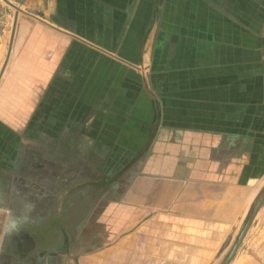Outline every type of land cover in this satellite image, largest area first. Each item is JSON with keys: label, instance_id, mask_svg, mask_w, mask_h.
I'll list each match as a JSON object with an SVG mask.
<instances>
[{"label": "crops", "instance_id": "1", "mask_svg": "<svg viewBox=\"0 0 264 264\" xmlns=\"http://www.w3.org/2000/svg\"><path fill=\"white\" fill-rule=\"evenodd\" d=\"M19 1L39 23L0 52V264H219L264 191V36L210 0ZM104 99L130 164L69 221L78 174L39 128L60 149ZM229 264H264V204Z\"/></svg>", "mask_w": 264, "mask_h": 264}, {"label": "rangeland", "instance_id": "2", "mask_svg": "<svg viewBox=\"0 0 264 264\" xmlns=\"http://www.w3.org/2000/svg\"><path fill=\"white\" fill-rule=\"evenodd\" d=\"M0 0V52L4 55L2 60L5 59L6 51L9 49V45L11 44V40L13 38V31L15 29L18 30L22 29L25 25L29 23L25 21H31V23H39V20L33 15H28V11L21 8L22 3L19 0ZM149 1V0H147ZM214 3L217 7L225 10L227 13L231 14L235 20L242 24L248 25L252 27L254 32L260 36H264V0H210ZM24 13V14H23ZM11 23V24H10ZM24 24V25H23ZM29 24V25H30ZM5 61H2L0 64V84L2 83V79L5 74L6 69ZM110 70L113 73L123 72L124 68L123 65L119 64L118 62H113L109 65ZM125 66V65H124ZM130 67V68H129ZM137 67V68H136ZM147 65H127L126 72H134L136 71L137 74L141 73L144 75V72L147 70ZM104 71H107L104 67ZM147 75V74H146ZM144 77V76H143ZM78 89H85V82L76 81ZM128 82V81H127ZM103 83V84H102ZM93 86L102 88H116L118 86L117 80L113 79L108 85H106L105 81H101V79H97L96 76L92 81ZM84 94V91H81ZM81 95L77 97V104L85 105L86 103V96ZM111 101V100H110ZM106 102L105 99L103 103H99V107H97L93 112H89L87 115H94V123L92 124L93 128L87 126L85 122L86 120V113L84 111L78 113V125L75 128H68L63 127L59 135H62V146L61 148H57L52 141L53 136V127H47L45 129L39 128V131L43 134L42 136H46V139L42 138V141H46L45 144L46 148L49 150H60L63 152L62 162L63 168L70 169L73 168L77 171V179L79 181L77 196L75 199L69 201V207H67V216L68 220H72L73 218L79 219V222L82 219H85L87 215H89L93 208L92 206L97 203L99 199L102 198L103 190L107 188L108 184L104 187L101 182L98 184L97 181L103 180V182L108 181L110 184L114 183L117 180L118 175L124 171V168L128 166L130 161L129 154H125L123 152V148L121 144L117 143L118 140V129L111 125L109 129H101L103 123H107V118L110 116L111 118H115V113L113 115L109 114V112H98V108L106 106V108L111 109L112 103ZM109 104V105H108ZM80 107V106H79ZM87 116V117H88ZM104 119V120H101ZM83 123L84 126H81ZM110 124H112L110 122ZM80 126V127H79ZM38 128H28L23 129L26 132L23 134L24 136H30L32 141H36L35 138L38 134ZM3 133L0 131V137ZM35 134V135H34ZM5 135H13L11 132H5L3 138L6 137ZM57 136V134H56ZM91 137V138H90ZM88 138V139H87ZM51 139V140H49ZM90 139L94 140L92 143ZM103 141V142H102ZM4 145V144H3ZM5 148V145H4ZM56 148V149H55ZM71 153L77 159L70 160L66 159L64 154ZM104 174L109 173V176H102L101 173ZM99 174V175H98ZM95 181L94 185L89 184V182ZM261 193L258 195L257 199L254 202V206L257 203L258 199L260 198ZM78 203V205H75ZM77 206V207H76ZM253 206V208H254ZM252 208V209H253ZM248 216H246L245 220L239 226L237 232L232 238V241H229L227 247L223 250V256L219 264H223L226 260L229 252L231 251L236 239L242 230ZM246 250V247H244ZM250 252V251H249Z\"/></svg>", "mask_w": 264, "mask_h": 264}, {"label": "water", "instance_id": "3", "mask_svg": "<svg viewBox=\"0 0 264 264\" xmlns=\"http://www.w3.org/2000/svg\"><path fill=\"white\" fill-rule=\"evenodd\" d=\"M5 2H7V1L5 0ZM262 204H264V191L261 192L260 198L258 199V201L255 204L254 208L249 213L248 218H247L242 230L240 231V233H239V235H238V237L236 239V242L234 243L231 251L229 252V254H228V256H227V258H226V260L224 261L223 264H229L231 262V260L233 259V257L235 255V253H236L241 241L243 240L247 230L249 229V227L251 225V222L253 221L254 216L256 215L257 211L260 209ZM229 241H230V238H228L225 241V243L223 245V248H225L228 245Z\"/></svg>", "mask_w": 264, "mask_h": 264}, {"label": "bare ground", "instance_id": "4", "mask_svg": "<svg viewBox=\"0 0 264 264\" xmlns=\"http://www.w3.org/2000/svg\"><path fill=\"white\" fill-rule=\"evenodd\" d=\"M11 24V23H10ZM245 210V209H244Z\"/></svg>", "mask_w": 264, "mask_h": 264}]
</instances>
